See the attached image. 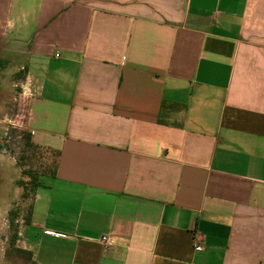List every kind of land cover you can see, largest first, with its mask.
<instances>
[{
	"label": "crops",
	"instance_id": "0c3cea01",
	"mask_svg": "<svg viewBox=\"0 0 264 264\" xmlns=\"http://www.w3.org/2000/svg\"><path fill=\"white\" fill-rule=\"evenodd\" d=\"M1 63L59 152L33 264H264V0H0Z\"/></svg>",
	"mask_w": 264,
	"mask_h": 264
},
{
	"label": "rangeland",
	"instance_id": "374dc122",
	"mask_svg": "<svg viewBox=\"0 0 264 264\" xmlns=\"http://www.w3.org/2000/svg\"><path fill=\"white\" fill-rule=\"evenodd\" d=\"M0 64V264H33L20 249L19 233L34 200V177L46 180L53 153L27 144L28 97L22 73ZM15 241V242H14Z\"/></svg>",
	"mask_w": 264,
	"mask_h": 264
},
{
	"label": "trees",
	"instance_id": "16d2710c",
	"mask_svg": "<svg viewBox=\"0 0 264 264\" xmlns=\"http://www.w3.org/2000/svg\"><path fill=\"white\" fill-rule=\"evenodd\" d=\"M25 136H26L27 144L30 147H32V148H34L36 150H43L46 153H49V152L53 153V160H52V162L50 164H48V166H50V169L48 170V177H55V171H56V168H57L59 152H56V151H53V150H49V149L48 150H44L40 146L34 144L32 142L31 134L29 132H26ZM40 177H41L40 173L38 174V177H34V192L37 191V189L43 185L42 182L40 181ZM27 254L29 255V258L31 259L32 255L30 253H28V252H27Z\"/></svg>",
	"mask_w": 264,
	"mask_h": 264
},
{
	"label": "built area",
	"instance_id": "2783aa9c",
	"mask_svg": "<svg viewBox=\"0 0 264 264\" xmlns=\"http://www.w3.org/2000/svg\"><path fill=\"white\" fill-rule=\"evenodd\" d=\"M58 56V55H57ZM98 242L105 248V249H109L112 248L114 246V240L112 239V237L110 235H101L98 238ZM195 248L197 250H201V246H199L198 242H195Z\"/></svg>",
	"mask_w": 264,
	"mask_h": 264
}]
</instances>
